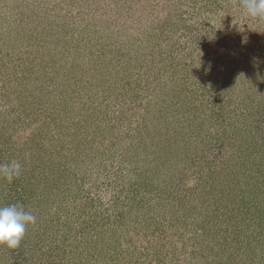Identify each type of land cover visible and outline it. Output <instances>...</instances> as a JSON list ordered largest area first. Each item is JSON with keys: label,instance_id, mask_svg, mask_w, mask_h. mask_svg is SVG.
<instances>
[{"label": "rangeland", "instance_id": "374dc122", "mask_svg": "<svg viewBox=\"0 0 264 264\" xmlns=\"http://www.w3.org/2000/svg\"><path fill=\"white\" fill-rule=\"evenodd\" d=\"M28 154V158L25 156ZM0 264H264V19L240 0H0Z\"/></svg>", "mask_w": 264, "mask_h": 264}, {"label": "clouds", "instance_id": "9594fccd", "mask_svg": "<svg viewBox=\"0 0 264 264\" xmlns=\"http://www.w3.org/2000/svg\"><path fill=\"white\" fill-rule=\"evenodd\" d=\"M245 18L264 19V0H240ZM25 158H28L26 154ZM22 174V166L16 160L0 164V178L12 183ZM36 216L26 211L19 202L0 205V246L8 249L20 247L29 225H35Z\"/></svg>", "mask_w": 264, "mask_h": 264}]
</instances>
